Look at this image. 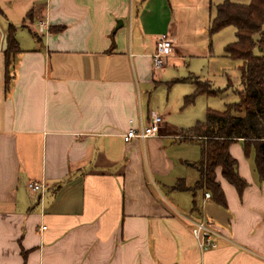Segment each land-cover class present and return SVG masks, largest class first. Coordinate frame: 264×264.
Instances as JSON below:
<instances>
[{
	"label": "crops",
	"instance_id": "1",
	"mask_svg": "<svg viewBox=\"0 0 264 264\" xmlns=\"http://www.w3.org/2000/svg\"><path fill=\"white\" fill-rule=\"evenodd\" d=\"M225 1L0 0V264H264L255 149L229 148L242 195L217 170L226 207L210 191L176 190L198 181L187 146H199L152 97L177 83L192 94L230 59L210 35ZM11 26L20 51L7 70ZM163 34L174 44L156 70ZM153 114L164 119L157 135L125 140ZM191 221L219 230L215 247H200Z\"/></svg>",
	"mask_w": 264,
	"mask_h": 264
},
{
	"label": "trees",
	"instance_id": "2",
	"mask_svg": "<svg viewBox=\"0 0 264 264\" xmlns=\"http://www.w3.org/2000/svg\"><path fill=\"white\" fill-rule=\"evenodd\" d=\"M227 27L236 29L235 41L225 46L224 54L241 61L242 89L236 91L239 101L228 104L224 111L209 108L205 121L179 132L183 141L195 140L199 146L200 158L193 164L199 179L193 187H187L183 179L175 187L193 193L210 191L212 199L225 207V196L217 181L218 169L240 195L247 187L238 173V162L230 153L231 144L242 141L246 155L255 149V168L260 181H264V0H250L248 4L226 0L219 4L211 20L210 35ZM7 44L8 70L12 58L20 51L13 26L8 30ZM255 50L259 51L258 55ZM221 92L213 89L210 82L198 80L195 91L185 96L184 104L192 105L202 95L214 96ZM193 206L196 207V201Z\"/></svg>",
	"mask_w": 264,
	"mask_h": 264
},
{
	"label": "rangeland",
	"instance_id": "3",
	"mask_svg": "<svg viewBox=\"0 0 264 264\" xmlns=\"http://www.w3.org/2000/svg\"><path fill=\"white\" fill-rule=\"evenodd\" d=\"M228 1L248 4L250 0ZM233 41H235L234 27H227L214 34L212 37L213 47L215 48L216 46V51L220 47L218 51H220L221 54L224 53V44H229ZM255 54L258 55L259 51L255 50ZM240 65L241 61L239 60L229 59L227 62L219 60V62H215L214 64L212 63L211 68L209 70H205V72L201 74V80L210 81L213 89L221 90L222 95L214 97L203 96L202 98H198L194 104L185 106L184 97L186 95H190L191 93L182 95V89H184L186 85L177 83L174 88L161 86L160 88L153 90L152 97L155 105L158 107V110L160 108L159 111L165 110V107L168 105V110L174 112L172 119L177 120V127L188 129L195 125L197 121H203L205 119L207 108L224 111L228 104L239 101V96L236 91L242 89L239 71ZM228 82H230V86H228ZM187 155L190 160H199V148L194 144H190L187 146ZM190 172L193 176H198V173L195 172V170Z\"/></svg>",
	"mask_w": 264,
	"mask_h": 264
},
{
	"label": "built area",
	"instance_id": "4",
	"mask_svg": "<svg viewBox=\"0 0 264 264\" xmlns=\"http://www.w3.org/2000/svg\"><path fill=\"white\" fill-rule=\"evenodd\" d=\"M44 26V24L42 23ZM174 40L168 34H163L158 37L155 52L152 55L153 65L156 70L164 66L165 58L173 48ZM164 119L161 115L153 114L151 122L147 126H141L139 130L131 129L124 136L126 141L133 138L145 140L155 136L160 132ZM30 191L43 194L46 191V186L41 182H30L28 184ZM209 192L206 193V198H210ZM192 233L197 239L202 249L213 248L216 246L215 238L221 237L219 230L207 221H191Z\"/></svg>",
	"mask_w": 264,
	"mask_h": 264
}]
</instances>
